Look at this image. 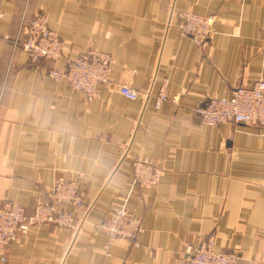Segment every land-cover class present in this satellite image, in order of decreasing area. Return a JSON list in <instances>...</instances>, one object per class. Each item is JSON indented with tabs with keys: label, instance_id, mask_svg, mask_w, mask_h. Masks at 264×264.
I'll return each mask as SVG.
<instances>
[{
	"label": "crops",
	"instance_id": "0c3cea01",
	"mask_svg": "<svg viewBox=\"0 0 264 264\" xmlns=\"http://www.w3.org/2000/svg\"><path fill=\"white\" fill-rule=\"evenodd\" d=\"M186 10L215 17L203 48L179 34ZM0 12V204L31 214L59 178L85 193L74 228L33 226L0 264H188L184 248L208 236L238 264H264V128L204 125L193 111L264 80V0H0ZM37 13L63 44L57 61L22 49ZM88 48L113 58L92 100L47 75ZM162 85L177 104L155 107ZM137 156L162 169L156 185H132ZM121 205L142 231L107 248L98 224Z\"/></svg>",
	"mask_w": 264,
	"mask_h": 264
},
{
	"label": "built area",
	"instance_id": "2783aa9c",
	"mask_svg": "<svg viewBox=\"0 0 264 264\" xmlns=\"http://www.w3.org/2000/svg\"><path fill=\"white\" fill-rule=\"evenodd\" d=\"M1 15V12H0ZM179 34L189 37L197 46L205 47L213 35L214 15H202L186 10L179 14ZM21 30L24 34L22 49L31 63L41 59L57 61L63 56V44L58 34L49 27L47 17L37 13ZM113 61L108 52L88 48L75 58H67L60 67L48 70L49 78L63 81L74 92L92 100L99 97L101 88L109 84V71ZM118 92L127 99H137L139 93L129 85H121ZM163 102L178 103V96H170L162 85L155 96V107ZM199 122L218 126L223 123L264 128V80L250 86L237 85L229 96H212L200 101L194 108ZM132 185L154 186L162 176V169L147 158L137 156L132 162ZM49 202H37L31 214L16 201L0 204V259L6 260L9 243L24 235L36 225L54 224L61 228L75 227L74 207H83L85 193L78 179L59 178L49 191ZM107 237V248L112 243L129 241L142 231L140 218L134 217L124 205L114 207L98 224ZM139 246L138 242H134ZM188 264H238L234 251L215 250L214 236L202 239L197 246L184 248Z\"/></svg>",
	"mask_w": 264,
	"mask_h": 264
}]
</instances>
